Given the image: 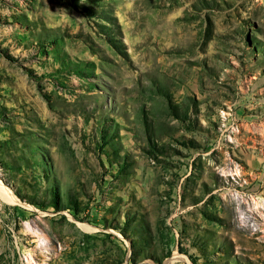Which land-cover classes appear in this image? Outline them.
<instances>
[{
  "label": "rangeland",
  "instance_id": "obj_1",
  "mask_svg": "<svg viewBox=\"0 0 264 264\" xmlns=\"http://www.w3.org/2000/svg\"><path fill=\"white\" fill-rule=\"evenodd\" d=\"M0 182V264H264V0H0Z\"/></svg>",
  "mask_w": 264,
  "mask_h": 264
},
{
  "label": "bare ground",
  "instance_id": "obj_2",
  "mask_svg": "<svg viewBox=\"0 0 264 264\" xmlns=\"http://www.w3.org/2000/svg\"><path fill=\"white\" fill-rule=\"evenodd\" d=\"M0 196L7 202H18V198L15 196V194L12 192V190L7 187L4 186V184H2L0 182ZM80 225L84 228L87 229H93V226H89L88 224L85 223H80ZM42 242H40L39 244H41ZM174 258H181V259H185V256L179 253H174Z\"/></svg>",
  "mask_w": 264,
  "mask_h": 264
},
{
  "label": "trees",
  "instance_id": "obj_3",
  "mask_svg": "<svg viewBox=\"0 0 264 264\" xmlns=\"http://www.w3.org/2000/svg\"><path fill=\"white\" fill-rule=\"evenodd\" d=\"M13 208H15V207L13 206Z\"/></svg>",
  "mask_w": 264,
  "mask_h": 264
}]
</instances>
